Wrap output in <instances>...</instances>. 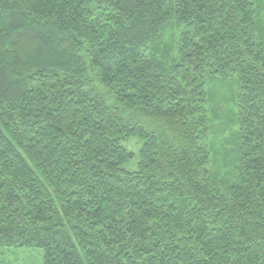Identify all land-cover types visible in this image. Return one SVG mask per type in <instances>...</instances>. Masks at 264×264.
<instances>
[{
    "label": "trees",
    "instance_id": "obj_1",
    "mask_svg": "<svg viewBox=\"0 0 264 264\" xmlns=\"http://www.w3.org/2000/svg\"><path fill=\"white\" fill-rule=\"evenodd\" d=\"M3 248L264 264V0H0Z\"/></svg>",
    "mask_w": 264,
    "mask_h": 264
},
{
    "label": "rangeland",
    "instance_id": "obj_2",
    "mask_svg": "<svg viewBox=\"0 0 264 264\" xmlns=\"http://www.w3.org/2000/svg\"><path fill=\"white\" fill-rule=\"evenodd\" d=\"M36 32H33V36L36 37ZM42 34H39L41 37ZM31 38V37H29ZM44 46L40 52H34V42L28 41L26 49L36 56L52 61L56 59L55 53H53V46L47 45V42H43ZM47 48H51L48 49ZM26 50V51H27ZM55 50V49H54ZM60 57V55L58 56ZM123 146L130 152L134 153V157L128 161L124 168L129 172H134L137 169L138 154L141 148V141L138 138L132 137L128 138L122 142ZM0 264H43V251L37 248H3L0 249Z\"/></svg>",
    "mask_w": 264,
    "mask_h": 264
}]
</instances>
